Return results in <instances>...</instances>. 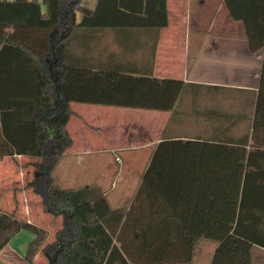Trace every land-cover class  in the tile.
<instances>
[{
    "label": "trees",
    "instance_id": "16d2710c",
    "mask_svg": "<svg viewBox=\"0 0 264 264\" xmlns=\"http://www.w3.org/2000/svg\"><path fill=\"white\" fill-rule=\"evenodd\" d=\"M98 2L91 12L82 0H0V67L10 64L18 80L10 82V93L0 83V101L7 96L16 101L0 116V157L40 159L39 176L27 186L48 214L63 218L56 240L45 244L46 229L0 209V251L22 231L34 235L28 264L40 253L48 264H190L202 240L218 244L213 264H233L237 255L227 259V252L238 239L247 243L245 249L249 244L264 249V143L256 135L251 150L248 141L241 146L197 139L160 142L128 210L112 208L95 186H55L53 170L74 144L68 132L71 104L171 112L185 87L183 80L152 73L67 67L60 60L55 66L57 50L77 27L78 12L86 28L129 24L157 30L169 24L168 0ZM224 3L233 20L243 22L249 48L264 49V0ZM106 9L112 17L104 15ZM261 104L254 132L264 128ZM243 262H250L248 250Z\"/></svg>",
    "mask_w": 264,
    "mask_h": 264
},
{
    "label": "crops",
    "instance_id": "0c3cea01",
    "mask_svg": "<svg viewBox=\"0 0 264 264\" xmlns=\"http://www.w3.org/2000/svg\"><path fill=\"white\" fill-rule=\"evenodd\" d=\"M187 1L177 0L173 7L172 0H168L169 24L157 30L129 24L106 28L81 27L83 13L78 12L75 17L76 29L65 41V46L57 50L58 59L55 60V66L60 60L61 65L67 67L94 70L114 68L134 74L152 73L156 78L183 80L185 87L182 93L185 90L187 92L185 105L188 107L196 99L200 123L215 130L214 134L209 136L174 135L166 132L174 118L177 105L182 100V93L171 112L71 104L74 116L69 119L68 132L74 144L60 160L68 159L78 166L87 163L89 166L84 170L89 173L91 162L87 158L97 156L98 160H105L107 156H111L110 158H115L117 162H123L124 166L129 164L128 169L132 167L135 173L137 172L132 175L133 187L127 192L113 194L115 182L111 184L110 189L103 191L114 209L128 210L132 206V200L142 186L144 174L155 149L162 141L197 139L220 144L229 141L240 146L248 141L246 148L251 150L252 138L256 135L257 142L264 143V128L254 132L259 101L262 102L260 115H264V49L253 52L249 48L243 22L234 21L230 14L229 17L225 13L224 0H194L190 5L196 13H193V21H189L186 14L189 6ZM82 2L83 7L91 12L96 10L99 3L98 0ZM172 7L176 8V21L172 20ZM46 10L43 6L44 13ZM103 12L105 16L112 17V10L106 9ZM103 12L100 15H103ZM205 18L207 21H203ZM192 23L205 37L195 43V58L190 66L185 61V55L190 57V43L186 48L188 41L182 37ZM234 24L235 28L232 27ZM228 25H231L230 29L227 28ZM236 28L237 32L234 31ZM48 69L51 74L54 64ZM12 76L10 64L4 62L0 67V83L3 88L1 90L5 93L11 92L10 82L18 81L17 77ZM57 82L58 78L55 79L56 85ZM195 90L197 97L194 99ZM7 97L4 98L5 101H0V116L11 111L8 107H13L12 104L16 102ZM24 97L29 98V95ZM2 105L5 106L4 109ZM187 107L182 109L186 110ZM219 125L221 127L217 129ZM40 162V159L29 155L0 157V209L34 224L36 222L33 214H37V210L43 211V208L37 209L34 204L37 194L27 185L36 175L31 169ZM118 169L117 176L121 177L124 169ZM96 183L99 185V182ZM82 186L87 185H79ZM33 240L34 235L29 231H22L14 236L0 251V264H28L26 252ZM238 240L241 246L247 244ZM202 242L210 244L203 246L201 257H198L197 248ZM249 245L252 250V264H264V249L256 244ZM197 248L190 264H212L218 244L202 240Z\"/></svg>",
    "mask_w": 264,
    "mask_h": 264
},
{
    "label": "rangeland",
    "instance_id": "374dc122",
    "mask_svg": "<svg viewBox=\"0 0 264 264\" xmlns=\"http://www.w3.org/2000/svg\"><path fill=\"white\" fill-rule=\"evenodd\" d=\"M9 1H13V0H9ZM177 0H172V6H175V2ZM194 0H188L187 1V5H189L187 8V17L189 21H193L194 18V14L196 15L195 11L193 9H191V3ZM216 1V0H215ZM189 3V4H188ZM224 4V3H223ZM172 7V11L173 13L171 14L172 16V20L176 21L178 20V16H177V12H176V8ZM223 9L225 11V13L227 15H229L228 10L226 9V5H223ZM194 13V14H193ZM230 17V15H229ZM172 21V23H173ZM203 21H207V19L205 18ZM231 25H228L227 28L230 29ZM232 27H236V25H232ZM235 32H237V28L234 29ZM185 34L183 35L182 39L187 40L188 42H186V48H188L187 46H189L190 49V57L188 55H185V61L191 66L193 64L194 58H195V43H199L201 40L204 39L205 35H202L201 32H199V29L197 27H195L192 23L190 29L187 28L186 32H184ZM187 34V37H186ZM190 41V42H189ZM185 43V42H184ZM184 61V62H185ZM186 90L182 93V100L179 101L177 108H176V113L174 115V118H172V120L170 121L166 132H168L169 134H184V135H188V136H209V135H213L215 130H211V128L208 127V125H202L200 123V119H198V111H197V106H198V102L195 99L197 97V92L195 90V94H194V99L192 101L191 104L185 105V95H186ZM188 95V94H187ZM187 107L186 110H183ZM183 108V109H182ZM217 117V116H216ZM211 127V125H210ZM220 125L217 126V129H220ZM111 157V156H110ZM110 157H106L107 159L103 160V158L101 160H98L99 157L97 156H93V158L95 159L96 162H94L93 158H87V160H90V168H91V174H89L87 171H85V167L89 166V164H82L81 166L78 165H74V162L69 161L68 159H62L59 161L58 165L54 168V173H53V179H54V184L57 188L62 189V190H70V189H76L77 187H79V185H97L95 187L100 188L102 191H106L107 189L111 188V184L113 182L114 183V193L113 194H117V193H122V192H127V190L131 189V187H133V174H137V172L135 173V169L134 168H129V164L127 165H123V162H117L115 160V158H110ZM122 158V156H121ZM37 164H35L34 168L31 169L35 174L37 173ZM122 169L121 171L124 172L122 174L121 177L117 176L119 169ZM30 170V169H29ZM138 170V169H137ZM84 172L86 174H84ZM93 173V174H92ZM122 173V172H121ZM121 173L119 175H121ZM34 174V175H35ZM117 176V177H116ZM34 178V177H33ZM95 179V180H94ZM99 182V185L96 183ZM36 198L34 200V204L36 205L37 209L39 208H43V211H39L37 210V214L34 213L33 217L35 218V222L37 225L41 226L42 228L46 229L48 232V236H47V241L45 244L48 243H52L56 240L55 235L57 234V232H59L62 227H63V221H62V217H54L50 214L47 213L45 206L42 205V200L38 195H35ZM20 219V218H19ZM210 244L209 242H202L198 248H197V256L201 257V249L203 248V246L205 244ZM235 243V242H232ZM247 250L249 251V254L251 255V251L250 249H245L243 246L241 245H237V247H230L229 251L227 252L229 256H227V259L231 256H236L234 258H232V263L233 264H247L243 262V257L246 254ZM204 251V250H203ZM205 252V251H204ZM217 257V251L215 253L214 259H216ZM238 257V258H237ZM38 260V261H37ZM36 261L38 262L37 264H48V259L47 257H45L43 254H39ZM195 263V262H194ZM214 263V261H213ZM212 263V264H213ZM35 264V263H34ZM249 264H252L251 261V257H250V262ZM254 264H257L254 263Z\"/></svg>",
    "mask_w": 264,
    "mask_h": 264
},
{
    "label": "water",
    "instance_id": "95a60500",
    "mask_svg": "<svg viewBox=\"0 0 264 264\" xmlns=\"http://www.w3.org/2000/svg\"><path fill=\"white\" fill-rule=\"evenodd\" d=\"M36 176H39V174H36Z\"/></svg>",
    "mask_w": 264,
    "mask_h": 264
}]
</instances>
